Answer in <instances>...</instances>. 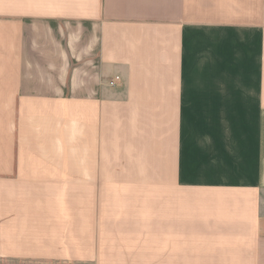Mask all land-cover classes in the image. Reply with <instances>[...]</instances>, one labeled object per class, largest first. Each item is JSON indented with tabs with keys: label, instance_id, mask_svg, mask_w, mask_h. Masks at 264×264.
<instances>
[{
	"label": "crops",
	"instance_id": "0c3cea01",
	"mask_svg": "<svg viewBox=\"0 0 264 264\" xmlns=\"http://www.w3.org/2000/svg\"><path fill=\"white\" fill-rule=\"evenodd\" d=\"M0 264H264V0H0Z\"/></svg>",
	"mask_w": 264,
	"mask_h": 264
},
{
	"label": "built area",
	"instance_id": "2783aa9c",
	"mask_svg": "<svg viewBox=\"0 0 264 264\" xmlns=\"http://www.w3.org/2000/svg\"><path fill=\"white\" fill-rule=\"evenodd\" d=\"M120 78L118 76H115L113 79L109 81L110 86H115L119 82Z\"/></svg>",
	"mask_w": 264,
	"mask_h": 264
}]
</instances>
